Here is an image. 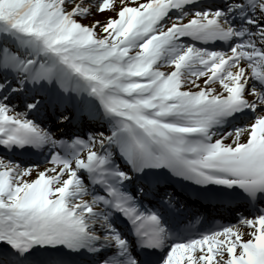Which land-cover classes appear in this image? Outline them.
<instances>
[{
    "label": "snow or ice",
    "instance_id": "snow-or-ice-1",
    "mask_svg": "<svg viewBox=\"0 0 264 264\" xmlns=\"http://www.w3.org/2000/svg\"><path fill=\"white\" fill-rule=\"evenodd\" d=\"M0 264H264V0H0Z\"/></svg>",
    "mask_w": 264,
    "mask_h": 264
},
{
    "label": "rangeland",
    "instance_id": "rangeland-1",
    "mask_svg": "<svg viewBox=\"0 0 264 264\" xmlns=\"http://www.w3.org/2000/svg\"><path fill=\"white\" fill-rule=\"evenodd\" d=\"M97 18H99V19H103V17H97ZM84 23H88L89 21H83ZM42 167V166H41Z\"/></svg>",
    "mask_w": 264,
    "mask_h": 264
},
{
    "label": "bare ground",
    "instance_id": "bare-ground-1",
    "mask_svg": "<svg viewBox=\"0 0 264 264\" xmlns=\"http://www.w3.org/2000/svg\"><path fill=\"white\" fill-rule=\"evenodd\" d=\"M225 223H227V218L225 219Z\"/></svg>",
    "mask_w": 264,
    "mask_h": 264
}]
</instances>
